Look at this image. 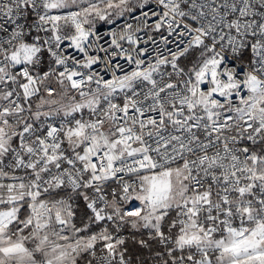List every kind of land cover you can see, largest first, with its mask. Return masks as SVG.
I'll use <instances>...</instances> for the list:
<instances>
[{
    "label": "snow or ice",
    "instance_id": "obj_1",
    "mask_svg": "<svg viewBox=\"0 0 264 264\" xmlns=\"http://www.w3.org/2000/svg\"><path fill=\"white\" fill-rule=\"evenodd\" d=\"M0 264H264V0H0Z\"/></svg>",
    "mask_w": 264,
    "mask_h": 264
}]
</instances>
